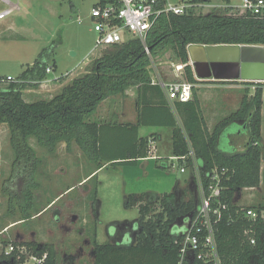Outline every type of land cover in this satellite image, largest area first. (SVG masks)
I'll use <instances>...</instances> for the list:
<instances>
[{
    "label": "trees",
    "instance_id": "trees-1",
    "mask_svg": "<svg viewBox=\"0 0 264 264\" xmlns=\"http://www.w3.org/2000/svg\"><path fill=\"white\" fill-rule=\"evenodd\" d=\"M223 2L229 4L230 0ZM233 10L163 15L147 35L146 47L150 54L140 39L112 46L114 50L100 57L89 73L73 79L51 100L28 103L23 94L28 89L39 88L46 80V70L55 46L44 48L18 81L0 89V124L9 128L10 143L16 157L13 171L16 177L12 176L22 183L20 198L24 202L21 206L23 212H27L31 207L29 204L34 202L28 180L40 163L29 139L34 138L51 153L59 142H65L68 148L72 142L77 143L89 159L97 163V169L88 175V179L105 167H136L141 159L149 158V140L154 135L150 139L141 138L139 129L155 126L156 120H160L163 126L173 129L172 157L177 158L180 168L184 166L193 173L196 165L200 168L206 193H209L213 171L219 176L221 191L213 206L217 208L220 202L222 218L216 224L220 263L264 264V221L261 218L254 221L246 216L249 209L261 214L264 206H240L236 201L241 191L257 189L261 185L264 91L259 85L263 83L256 84L253 95L246 90L238 109L209 130L195 90L201 81L196 79L188 57V48L192 45L264 47V15L233 14ZM167 50H171L185 65V80L193 85V98L188 103L169 104L162 88L152 84V60ZM51 67L55 71V62ZM65 78L56 81L62 83ZM1 82H7V79ZM210 83L255 85L254 82ZM131 88H136L138 106L142 107L136 124L113 125L92 121L104 101L115 96L126 97L127 90ZM168 118L170 120L164 122ZM235 123H243L242 126L237 125L239 132L248 133L249 141L242 152L236 151V143L231 144L234 135L226 132ZM228 137L231 149L224 151L221 145ZM191 152L194 159L190 157ZM155 162L156 168L162 171H170L174 166L170 157H156ZM7 183L15 182L11 179ZM13 190L11 193H18ZM145 198L146 194L130 195L126 200L127 209L139 206L140 218L136 223L140 230L136 239L123 245H100L95 239L97 264H179L180 248L175 244L180 237L179 225L191 222L198 211V203L192 199L175 202V192L154 196L151 200ZM31 216L27 214L26 220ZM251 238L255 239V245L251 244ZM14 245L25 247L39 258L47 255L44 264L58 263L53 244L39 246L20 242ZM8 259L0 254V264H7ZM184 264L208 263L187 259Z\"/></svg>",
    "mask_w": 264,
    "mask_h": 264
},
{
    "label": "rangeland",
    "instance_id": "rangeland-1",
    "mask_svg": "<svg viewBox=\"0 0 264 264\" xmlns=\"http://www.w3.org/2000/svg\"><path fill=\"white\" fill-rule=\"evenodd\" d=\"M7 1L15 8L9 16L6 13L7 17L0 21V89L7 88L10 82L18 81L27 67L38 59L44 48L55 46L49 66H53L55 62L56 69L46 75V80L39 88L24 92L23 98L28 103L53 99L63 88L70 85L73 79L89 73L100 57L114 50L113 47L102 51L95 48L97 33L91 13L100 0ZM242 1L231 0L232 7L240 6ZM222 3L223 0H209L200 12H224L223 7L212 5ZM9 6L4 0H0V12ZM214 7L216 9H213ZM177 65H180V61L171 50H167L153 59L150 70L152 80H161L167 84L185 81L184 75L176 76L174 67ZM8 77L12 78V81L1 82ZM61 77L67 78L58 83L56 80ZM210 82L198 83L195 86L197 93L212 88L211 85L223 84L242 86L243 96L246 90L253 95L256 84H259ZM259 86L264 91V83ZM134 90L130 89L131 95L127 97L115 96L107 99L100 105L92 121L112 122V112L121 108L130 113L134 108L133 98H136ZM209 94H206L201 104L203 116L210 108L208 101L211 93ZM238 124L230 125L226 132L231 135L238 133ZM154 132V128H143L141 135L147 136ZM161 133L163 141L156 154L169 155L171 131L162 130ZM229 140L228 137L222 142L224 151L231 149ZM248 141L245 137L238 138L237 146L240 152L245 150ZM261 142L264 145V117ZM29 144L40 163L31 172V179L28 180L34 202L29 204L31 207L27 212H23L21 206L24 202L20 198L22 183L13 177H16L13 174L16 157L10 143L9 128L6 124H0V239L4 244H53L57 251V264H96L93 241L96 239L101 244L113 243L117 233L115 225L136 224L139 221V206L126 208V200L130 195L146 192L145 199L148 200V196H160L157 193L178 191L182 192L179 201L195 198L200 201V168L195 173L188 168L185 173H181L179 163L174 161L175 166L165 172L156 168L155 161L148 159L139 167H105L86 179L97 169V163L91 161L77 143L72 142L68 148L65 142H59L54 153L41 147L34 138L29 139ZM261 173L260 187L252 191H242L238 205L264 206V163ZM11 179L14 184L7 183ZM70 187L73 188L64 192ZM11 189L18 193H11ZM60 193L64 194L54 203L51 202ZM157 209L161 210L160 207ZM41 211L43 212L39 214ZM27 214L32 215L28 220L25 217Z\"/></svg>",
    "mask_w": 264,
    "mask_h": 264
},
{
    "label": "built area",
    "instance_id": "built-area-1",
    "mask_svg": "<svg viewBox=\"0 0 264 264\" xmlns=\"http://www.w3.org/2000/svg\"><path fill=\"white\" fill-rule=\"evenodd\" d=\"M205 4L195 0H100L99 5L91 13V19L95 24L94 30L97 33L95 48L102 51L132 39H140L145 45L146 52L150 54L146 47L147 35L161 16L201 14L200 10ZM7 12L9 11L0 14V19L5 17ZM232 13L263 16L264 0H243ZM189 64L192 66L190 61ZM174 68L176 76L184 75L185 79V65L180 63ZM53 71L54 69L49 66L46 73L51 74ZM7 81H12V78L8 77ZM152 84L162 88L170 104L188 103L193 98V85L186 80L169 84L161 80L158 82L152 80ZM155 144L156 140H149V146L153 149H155ZM190 157L195 158L193 152L190 153ZM171 159L177 160L175 157ZM185 170L186 168L182 167L180 171L184 173ZM220 191V179L215 171H213L208 187L209 193H206L201 180L200 205L196 216L191 220L189 227L175 240V244L180 248L179 264H184L187 259L208 264H221L216 240V224L222 218L220 202L217 208L213 206L214 200L220 196ZM246 214L251 220L256 221L261 218L264 221V210L259 214L249 209ZM251 244H256L254 238H251ZM0 254L9 258L10 264H16V262L18 264H44L47 259V255L39 258L25 247L15 246L12 242L4 244L1 239ZM23 258L24 260L21 261Z\"/></svg>",
    "mask_w": 264,
    "mask_h": 264
},
{
    "label": "crops",
    "instance_id": "crops-1",
    "mask_svg": "<svg viewBox=\"0 0 264 264\" xmlns=\"http://www.w3.org/2000/svg\"><path fill=\"white\" fill-rule=\"evenodd\" d=\"M7 5H10L9 8H7L5 11H1L0 14L6 12V11H9L7 12L8 13V16L9 14H11L13 12V9L15 8V6L11 5V3H9L7 0H4ZM209 0H203L204 3H208ZM213 6L214 5H217V6H220V7H223L224 9L226 8H233V9H236L237 7H232V2L230 0V3L229 4H226V3H222V4H212ZM7 17V16H6ZM5 17V18H6ZM4 19L1 18L0 21ZM211 82H214V81H211ZM212 88H208L207 90L205 89L204 92H199L198 95H199V98H200V101H201V104L203 103V101L205 100V96L206 94L207 95H210L209 93H211V98H210V101L209 102V106L210 108H208L207 112L203 117L205 119V122H206V125L208 127L209 130H213L215 128V126L223 119H225L226 117H228L231 113H233L234 111H236L238 109V107L240 106V103H241V99H242V96H243V92L241 91L242 89V86H237V85H223V84H219V85H211ZM132 89V88H131ZM135 90V94H136V98H133L135 103H134V108L133 110L129 113L128 111L124 110L123 108L117 110V111H114L112 112V118L114 119V121L112 122H109V123H112L113 125L115 124H136L138 122V116H139V106H138V102H137V92H136V88H134ZM211 91H215V92H211ZM214 93V94H213ZM128 95H131L130 94V89L127 90L126 92V97ZM165 98L166 100L168 101L167 99V96L165 94ZM216 98V99H215ZM110 99V98H109ZM215 100H217L215 102ZM107 101V100H106ZM105 102V101H104ZM169 102V101H168ZM170 104V102H169ZM172 105V104H171ZM264 108V106H263ZM201 110H202V107H201ZM172 113H174L173 111H171ZM203 115V113H202ZM176 116V115H175ZM208 117V119H207ZM264 117V111L262 109V119ZM176 118L178 119V117L176 116ZM116 119V120H115ZM221 119V120H220ZM166 120H170V118L168 119H164V122ZM219 120V121H218ZM179 121V120H178ZM157 125L155 126H149L151 128H154L155 129V132L154 133H151L150 135H145V136H142L141 135V131L143 128H149V127H140L139 129V136L141 138H149L151 136L154 135V140H156V144H155V149L152 148V146H149V149H150V152H149V158L147 159H141L138 163V165L136 167H139L141 165V163L145 160H153L155 161L156 157H159V158H173L172 157V134H173V129L172 128H169V127H165L163 126V123L160 122V120H156ZM243 123H239L238 126H242ZM262 128H263V122H262ZM162 130H170L171 133L169 135V139H170V144H171V148H170V154L169 155H158L156 154V152H158V146L160 145V143H162L163 141V135L161 133ZM233 140L231 139V144L234 142L236 143V146L234 145V147L236 148V151H239L240 149H238V146H237V140L238 138L240 137H245L246 139H249L248 138V133L245 131L244 134H242L241 132H238L236 134H234L233 136ZM233 145V144H232ZM240 152V151H239ZM156 163V162H155ZM263 166V164H262ZM199 167H197V165L195 166V169L197 170ZM63 169V168H62ZM181 169V168H180ZM189 170V169H188ZM195 170V172H196ZM192 172V170H190ZM165 172H169V171H165ZM194 172V173H195ZM185 173V172H184ZM193 173V172H192ZM261 177H262V174H261ZM87 179V178H86ZM85 179V180H86ZM54 185H55V182H54ZM200 187V185H199ZM73 187H70L69 189H66V191L64 192H67L68 190L72 189ZM248 190H255V189H248ZM245 191V190H243ZM242 192V191H241ZM240 192V193H241ZM157 193V192H156ZM173 193V192H172ZM239 193V194H240ZM64 193H60V195H58L57 197H55V199H53V201L51 202H55L59 197H61ZM142 194H146V192L142 193ZM159 194L160 196L165 194V193H157ZM169 194V193H167ZM199 194H200V188H199ZM239 194L237 195V198H236V201L238 202L239 200ZM139 195V194H138ZM141 195V194H140ZM137 196V195H136ZM152 196H157V195H152ZM51 203V205L53 204ZM50 205V206H51ZM182 227V226H181ZM185 229H180V232L184 231Z\"/></svg>",
    "mask_w": 264,
    "mask_h": 264
},
{
    "label": "water",
    "instance_id": "water-1",
    "mask_svg": "<svg viewBox=\"0 0 264 264\" xmlns=\"http://www.w3.org/2000/svg\"><path fill=\"white\" fill-rule=\"evenodd\" d=\"M188 57L199 81L264 83L262 46L192 45ZM189 225L183 223L179 228L187 229ZM120 226L115 225L116 232Z\"/></svg>",
    "mask_w": 264,
    "mask_h": 264
},
{
    "label": "flooded vegetation",
    "instance_id": "flooded-vegetation-1",
    "mask_svg": "<svg viewBox=\"0 0 264 264\" xmlns=\"http://www.w3.org/2000/svg\"><path fill=\"white\" fill-rule=\"evenodd\" d=\"M181 193L182 192H178V191L175 192V202H178L179 199L182 197ZM153 197L154 196H148V199L151 200ZM195 202L198 203V207H199L200 201L198 202L197 199L195 198ZM96 207H97V205H96ZM43 211H45V210H43ZM43 211H41L39 214H41ZM117 225H121L120 226L121 228H118L119 231L114 236V242L113 243H109L108 242V243H105V244H118V245L121 244V245H123V244L132 243L136 239V237H137V235L139 233V230H140V226L137 223L136 224L124 223V224H117ZM180 225H182V224H180ZM98 244L105 245V244H101L99 242H98ZM93 248H94L95 263L97 264V262H96L97 253H96V249H95V246H94V241H93ZM8 260L9 261L7 262V264H10L11 263L10 259H8Z\"/></svg>",
    "mask_w": 264,
    "mask_h": 264
}]
</instances>
